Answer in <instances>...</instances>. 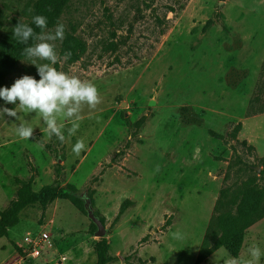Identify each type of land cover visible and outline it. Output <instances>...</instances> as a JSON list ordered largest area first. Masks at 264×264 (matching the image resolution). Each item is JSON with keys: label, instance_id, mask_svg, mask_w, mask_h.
I'll return each mask as SVG.
<instances>
[{"label": "rangeland", "instance_id": "obj_1", "mask_svg": "<svg viewBox=\"0 0 264 264\" xmlns=\"http://www.w3.org/2000/svg\"><path fill=\"white\" fill-rule=\"evenodd\" d=\"M31 1L0 0V35ZM59 23L53 66L94 83L99 102L58 118L61 142L38 113L0 99L17 111L0 115V219L18 220L0 236V264H97L90 217L104 221L105 264H196L215 209L249 183L264 188V0H72ZM72 29L79 42L65 45ZM28 59L48 63L25 57L2 86L40 78ZM21 123L32 138L17 136ZM48 186H73L90 217L60 197L12 208L20 189ZM43 233L28 257L23 237ZM254 245L264 252V218L236 258L219 248L199 264H244Z\"/></svg>", "mask_w": 264, "mask_h": 264}, {"label": "trees", "instance_id": "obj_2", "mask_svg": "<svg viewBox=\"0 0 264 264\" xmlns=\"http://www.w3.org/2000/svg\"><path fill=\"white\" fill-rule=\"evenodd\" d=\"M71 1L72 0H32L22 9L21 14L17 18L12 19L7 27H3V33L0 35V86H2L4 77L14 70L17 62L26 57L23 54V50L27 47L34 46L35 41L38 39L30 37L26 44H21L13 36V28L18 23L29 24L33 27L38 36L41 30L32 24V17L34 15L46 16L48 18V24L45 30H47L54 24L60 22L62 14L68 8ZM74 33L75 29H72L71 32L68 33L69 42H67L66 39L65 45L79 42ZM250 189L256 196L252 202H247ZM56 197L69 200L73 206L85 212L90 217L88 209L85 207L80 197L76 195L73 186H67L65 188L48 186L38 193H27L24 189H20L17 198L12 204V208L17 211L34 202L44 204L48 199ZM229 206L230 207L224 212H220L218 208H216L214 213L210 216L202 242L199 246L195 260L196 264L201 263L207 256L211 255L219 248L226 249L232 258L238 256L245 231L264 218V188L256 190L251 183L247 184V187L240 189L235 194ZM17 221L16 217L11 218L8 213L3 214L0 219V236L5 235L6 228L14 226ZM90 227L93 229V232H95V235L99 237L94 245V250L98 259L97 264H105L107 262V242L104 233L103 219L97 217V220H94L90 217Z\"/></svg>", "mask_w": 264, "mask_h": 264}, {"label": "clouds", "instance_id": "obj_3", "mask_svg": "<svg viewBox=\"0 0 264 264\" xmlns=\"http://www.w3.org/2000/svg\"><path fill=\"white\" fill-rule=\"evenodd\" d=\"M32 24L41 30L38 36L32 26L23 23H18L13 28V36L21 44H26L30 37L38 38L40 42L24 49L23 54L27 58L36 57L48 63L36 64V60L28 59V63L36 64L40 78L23 75L17 78L10 87L0 86V99H3L5 104H16L18 100L19 108L29 113H38L46 125L49 137L55 135L62 142L65 139L63 131L65 125L58 123V118H72L74 114L80 112L79 106L83 104L95 106L99 102L98 90L94 83L82 81L53 66L57 63V53L55 45L50 41L63 40L65 26L58 23L54 34L46 32L48 18L43 15H34ZM0 115L17 118V111L15 108L10 109L0 105ZM78 121L79 115H76L68 129L69 134H74L78 129ZM16 134L21 139L32 138L34 128L21 123L16 128ZM84 148V142L78 140L73 145L72 151L79 155ZM249 255L251 259L245 261L244 264H257L264 252L254 245L249 248Z\"/></svg>", "mask_w": 264, "mask_h": 264}, {"label": "built area", "instance_id": "obj_4", "mask_svg": "<svg viewBox=\"0 0 264 264\" xmlns=\"http://www.w3.org/2000/svg\"><path fill=\"white\" fill-rule=\"evenodd\" d=\"M46 242H47V234L45 233L37 236H30V235L24 236L22 241L25 251L28 252V257L31 256L34 258L37 257L43 251Z\"/></svg>", "mask_w": 264, "mask_h": 264}]
</instances>
